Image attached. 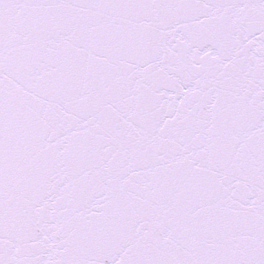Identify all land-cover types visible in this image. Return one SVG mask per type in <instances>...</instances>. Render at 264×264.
<instances>
[{
  "label": "snow or ice",
  "instance_id": "1",
  "mask_svg": "<svg viewBox=\"0 0 264 264\" xmlns=\"http://www.w3.org/2000/svg\"><path fill=\"white\" fill-rule=\"evenodd\" d=\"M0 264H264V0H0Z\"/></svg>",
  "mask_w": 264,
  "mask_h": 264
}]
</instances>
